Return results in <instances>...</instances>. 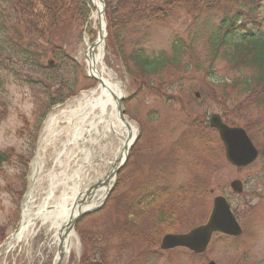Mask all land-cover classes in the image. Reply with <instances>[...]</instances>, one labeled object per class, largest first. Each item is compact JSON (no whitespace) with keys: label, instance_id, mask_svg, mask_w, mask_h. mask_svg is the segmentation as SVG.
<instances>
[{"label":"rangeland","instance_id":"374dc122","mask_svg":"<svg viewBox=\"0 0 264 264\" xmlns=\"http://www.w3.org/2000/svg\"><path fill=\"white\" fill-rule=\"evenodd\" d=\"M100 6L102 8L101 17L103 16L102 20H104L107 30L104 0ZM94 9L92 6L89 26L88 24L86 27L76 25L71 28L69 36L66 37H64V29H62L55 36V42L51 47H59L65 54L67 58L66 70H57L49 81L45 80L38 71L28 76L24 73V77L27 76L26 80L24 78L17 80L7 72H0V150L4 152L13 150L12 154L14 153L8 162L0 168V264H54L56 245L53 244L51 237L55 231L50 233L49 227L42 226L40 221L35 218V214L39 209H43L41 205L45 202H47L45 208L57 204L54 197L58 196L57 199H59L60 193L65 190L61 186V182L63 183L66 176H68L66 184L69 187L73 184L72 177L74 180L78 178L79 189L83 191L90 184L95 185L102 176L109 172V163L116 156L118 140L115 136H109L104 141L98 140L96 136L92 137L85 148L91 154L87 156L81 152L82 145L72 144L65 148V152L63 151L62 146L67 144L66 136L73 135L68 124L61 125L63 121L60 120L53 124L52 128L46 129V120L49 117L59 118L61 112L72 108L76 101H81L83 95L90 93L98 84L93 78L86 76L87 68L84 57L85 39L89 43H93L99 30L98 23L91 21ZM182 11L174 14L162 24L149 26L150 42L148 47L147 45L140 47L149 54L158 55L160 52H169L171 41L177 37L185 45L192 47V54L184 55L182 65L189 63L192 55L195 57L199 53H195V44L192 42L195 25ZM262 15L264 16V7ZM198 21L202 23V18ZM135 31L136 29L131 28V31L128 30L125 33V37L128 39ZM262 35L264 37V26ZM106 40L103 42L105 72H108L110 80L118 85L124 99L123 113L136 131V142L130 150L127 165L109 184V187H114L103 208L111 215L114 209H117L116 204L125 194L137 190L140 185H144L143 182L151 179L159 168V165H156L157 162L161 164L164 155L170 152L175 143L188 141L186 132L194 119L202 117L205 119L212 114H220L231 126L242 127L244 121L250 117L255 121V126L251 130L252 137L256 139L255 145L258 149H263L264 137L261 136L259 128L261 130L264 128V109L257 110L250 107L254 102L252 103L249 98H246L244 102L242 98H236L235 91L228 96L232 97L233 102L227 101L223 105L214 101V96L219 94L218 91L212 96L207 94V89L213 88V85L219 81L226 79L223 83L228 85L229 82L240 81L241 77L247 76L250 71L240 66L233 68L224 58H221L222 61H217L214 69L209 70L211 78L204 79L209 86H205L202 82L203 73L199 68L193 67L185 74L187 78L193 80L194 85H197L190 94L193 95V92L199 94L200 97L196 101L201 104L200 107L188 104L186 99L178 94L179 87L185 91L190 89L187 84L173 86L158 99V96H154V94L163 87L165 81H170L172 71L166 74H163L165 72L161 73L162 75H158L159 79L149 78L147 80L143 78L135 82V78L138 76H134L131 80L125 74L122 63V56H126L131 49H127V45L122 50L116 49L113 40L107 48ZM133 49L136 51L135 48ZM50 58L49 56V61ZM44 64H46V60ZM129 67L136 68L135 65H129ZM201 67L203 69V66ZM196 72L198 73L196 74ZM228 80L229 82H227ZM47 90H49L48 93H46ZM54 96L62 102L49 110H42L40 106L45 105L47 99L54 98ZM206 97L211 98V101H208ZM222 110H225V113ZM37 113H43L44 117L38 123L35 146L30 148L32 144L30 145L29 142L34 138H32L33 133H26L24 127L26 122L29 125L35 122L33 117ZM225 114L226 116H224ZM168 122L173 123L166 126ZM197 127L195 124L194 128ZM210 138L214 141L213 144L217 145L216 136L213 134V136L210 135ZM150 143L155 145V149L147 148ZM41 144H43L42 148ZM191 148V153L187 156H179L174 180L187 188L189 183L197 184L193 189L204 188V195L195 194L196 196L187 197L189 203L182 204L176 210L177 230L174 228L170 229L172 231L160 229L159 225L149 226L148 221H145L140 233L146 234V236L134 234L132 246L130 248L126 246L127 254L130 255L133 262H142L144 258L148 257L149 261L145 264H208L209 262L215 264H264V182L255 179L264 170L263 162H257L251 170L246 169L240 172L225 164L221 148L217 151L218 157L215 159L208 157L197 145H193ZM61 151L64 153L59 156L58 153ZM17 154L23 158L18 159ZM34 156L39 158L37 173H32L31 168L27 170L26 166L29 164V162L27 164L28 159ZM57 160H60V165ZM190 164L192 169L188 168ZM25 171L27 175L24 179ZM76 172L78 175L75 174ZM52 176H56L55 193L52 198H47L50 190L48 180ZM34 177L38 182L32 185ZM236 179L244 184V192L239 197L233 196L229 189L230 182ZM31 185L33 186L29 200L31 223L23 237L17 240L13 238V235L20 221L23 198L27 195V189ZM217 196L226 197L229 200L243 229L240 238L235 241H214L205 256L202 257L193 256L182 249L166 252L159 250V242L165 234H182L203 224L209 215L213 199ZM75 228L77 229V226ZM75 234L76 237L71 239L72 244L61 264H79L80 262L86 241L84 238L83 243L82 239H79V233L75 232ZM91 234L96 237V229H93ZM111 242L112 245H115L114 241ZM129 263L131 264V261ZM115 264H121V261L115 262Z\"/></svg>","mask_w":264,"mask_h":264},{"label":"trees","instance_id":"16d2710c","mask_svg":"<svg viewBox=\"0 0 264 264\" xmlns=\"http://www.w3.org/2000/svg\"><path fill=\"white\" fill-rule=\"evenodd\" d=\"M104 1L107 48L113 40L116 49L122 50L126 45L127 49H131L126 56H122V63L130 78L138 76L135 82L143 78L159 79L158 75L161 73L172 71L170 81H165L163 87L154 94L158 99L173 86L187 84L190 89L185 91L179 87L178 94L183 96L188 104L200 107L201 104H198L190 94L197 85H194L193 80L187 78L185 74L193 67L199 68L203 73L202 82L205 86H209L204 79L211 78L209 70L214 69L215 63L224 58L233 68L240 66L250 73L242 76L240 81L235 80L230 83L228 80V85L223 83L226 80L223 79L213 85V88L207 89V94L212 96L218 91L219 94L214 96V101L223 105L227 101L233 102L232 97L228 96L235 91L236 98H242L243 102L249 98L252 103L254 102L250 107L257 110L264 109V37L262 35L264 0ZM181 10L195 25L192 42L195 44V53H199L195 55L197 60L192 55L190 62L182 65L184 55L192 54V47L185 45L177 37L171 41L169 52H160L158 55L149 54L140 47L142 45L148 47L149 26L162 24ZM91 11L89 0H0V72H7L8 75L19 80L38 71L45 80L49 81L57 70H66L65 54L59 47H51V45L54 44L55 36L60 30L64 29V37H66L69 36L72 27L87 26ZM200 18L202 23L198 21ZM131 28L136 31L127 39L125 33L131 31ZM49 56L54 61L52 67H48L47 63L44 64ZM129 65H135L136 68L132 69ZM24 73L27 76L24 77ZM48 92L49 90L46 93ZM206 99L211 101V98L206 97ZM61 102L55 96L49 98L45 105L46 109ZM222 112L225 113V110ZM195 124L199 131L187 135L192 136L191 142L184 140L175 143L177 146L164 155L161 164H156L159 168L151 179L143 182L144 185H140L137 190L125 194L116 204L117 209H114L112 215L103 208L83 218L77 224L82 242L84 243V238L86 241L79 264H115L120 261L121 264H130L129 261L131 264H139L133 262L127 254V247L132 246L134 234L146 236L140 233L145 221H148L149 226L159 225L160 229H168V231L171 228L178 229L176 210L182 204L189 203L187 197L195 194L202 196L205 193L204 188L193 189L197 184L189 183L187 188L174 180L179 156H184L183 153L191 151V146L197 145L208 157L216 158L213 148L216 145L210 140L207 124L199 119L194 120L192 125ZM254 126L255 121L250 117L244 121V127L250 133ZM259 130L264 137V128ZM188 168L193 167L190 164ZM93 229L97 231L96 237L91 234ZM137 229L139 230L136 231ZM111 241H114L115 245H112ZM148 261L149 259H146V263Z\"/></svg>","mask_w":264,"mask_h":264},{"label":"bare ground","instance_id":"6f19581e","mask_svg":"<svg viewBox=\"0 0 264 264\" xmlns=\"http://www.w3.org/2000/svg\"><path fill=\"white\" fill-rule=\"evenodd\" d=\"M92 3L95 6L96 11L92 13L91 21L97 23L96 21L98 20V10L100 9V3L99 0H92ZM101 33H103V26L101 27ZM84 43L86 48H88L89 41L85 39ZM86 63L89 71L91 72L90 77L98 81L96 88L90 91V93H88L87 95H83V99H81V101H76L72 108H69L68 111L61 112L59 118L54 116L50 117L46 123V129L52 128V125L60 120L64 122L61 123V125H64L65 123L69 125V129L73 131V135L66 136L65 140L67 141V144H64L62 146L64 152L66 151L65 148H67L69 145L75 144L74 141L77 140H81V143L86 144L91 141L92 137L95 136L98 137V140L100 141L106 140L107 138H109V136H115L118 140V147L114 159L119 158V161H121V158L125 157L126 149L129 148L131 142L130 140H127V144L125 143L126 136L129 131L127 125L118 117L116 101L120 97H122V93L120 92L117 84L111 81L108 77L109 73L105 72L106 68L103 63L102 43H99L95 46L94 56H91L89 52ZM40 146L42 148L43 144H41ZM64 152L61 151L60 153H58V155L60 156ZM57 162L59 165L61 164L60 160H57ZM114 164V160L109 163V172L115 167ZM35 173H37V170L35 171ZM75 174L78 175V172H76ZM67 177L68 176L63 179V187L65 188L66 192H63L61 198L55 199V203H57L56 205L63 204L61 209L62 212L60 213L59 217V220L61 221L67 220L68 217L72 218L76 215L77 211L75 209L70 217V211L67 207H69L72 202L79 203L81 200L80 196L85 193L84 190L80 191L79 181L77 180H72L73 184H71L72 186L69 187L66 184V181L68 179ZM55 180L56 176H52L51 178H49L48 183L50 184V187L53 184H56L54 183ZM36 182L38 181H35L34 177L32 183L36 184ZM32 185L30 188H33ZM51 188L52 191L55 187L52 186ZM105 191V188L102 187L98 188L96 191H93L94 197H92L89 208H92L99 204L105 194ZM29 200L30 194L27 196V199L24 202L25 206L22 210L21 215V228L18 231L19 233L16 235L17 240H20V238L23 237L31 223L32 218L29 214L30 210L27 208L29 207ZM42 207L43 209H47L45 208V204H42ZM53 213L54 211L42 212L41 210H38L35 216L36 218L44 219L47 216L46 214L52 216ZM70 239L71 238H69V240ZM71 244L72 241L70 242V246Z\"/></svg>","mask_w":264,"mask_h":264},{"label":"water","instance_id":"95a60500","mask_svg":"<svg viewBox=\"0 0 264 264\" xmlns=\"http://www.w3.org/2000/svg\"><path fill=\"white\" fill-rule=\"evenodd\" d=\"M100 2L103 4V0H100ZM99 24H101V14H99ZM93 47L94 44L90 46V52H92ZM48 64L50 65L51 63L49 62ZM120 102L121 100L118 101V105ZM118 110L122 117L123 111L120 105L118 106ZM209 125L218 131L224 149V156L232 166L242 168L255 161L258 152L242 129L225 126L221 122L219 116L216 115L211 117ZM6 160L7 156L0 152V165ZM118 170L119 169H116L110 177L115 176ZM230 186L234 193H241L242 185L239 181L232 182ZM214 233H222L233 237H237L241 234V230L228 204L221 197L214 199L209 219L205 225L198 226L190 230L187 234L166 235L161 241L160 248L165 250L183 247L195 254H201L207 248ZM57 264H59V262Z\"/></svg>","mask_w":264,"mask_h":264},{"label":"flooded vegetation","instance_id":"af4514ba","mask_svg":"<svg viewBox=\"0 0 264 264\" xmlns=\"http://www.w3.org/2000/svg\"><path fill=\"white\" fill-rule=\"evenodd\" d=\"M27 123V122H26Z\"/></svg>","mask_w":264,"mask_h":264}]
</instances>
